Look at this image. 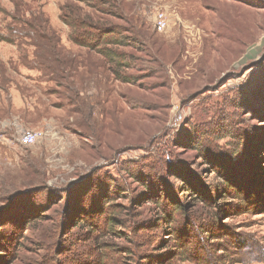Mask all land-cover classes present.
I'll return each mask as SVG.
<instances>
[{"label": "rangeland", "instance_id": "rangeland-1", "mask_svg": "<svg viewBox=\"0 0 264 264\" xmlns=\"http://www.w3.org/2000/svg\"><path fill=\"white\" fill-rule=\"evenodd\" d=\"M121 2L135 85L90 73L69 0H0V264H264V0ZM43 20L78 98L39 71Z\"/></svg>", "mask_w": 264, "mask_h": 264}, {"label": "trees", "instance_id": "trees-1", "mask_svg": "<svg viewBox=\"0 0 264 264\" xmlns=\"http://www.w3.org/2000/svg\"><path fill=\"white\" fill-rule=\"evenodd\" d=\"M60 15L69 28L68 41L90 57H97L96 69L90 68V73L103 75L112 82L136 84L128 74L138 68L139 55H149L145 49L148 41L145 20L141 14L125 13L121 0H69L60 8ZM43 21L40 31L48 38L47 45L56 57L53 64H38L39 71L59 88L69 89L73 96L70 94L68 98H78L83 88L77 89L69 78L83 61L78 65L73 57L62 55L60 38L48 21Z\"/></svg>", "mask_w": 264, "mask_h": 264}, {"label": "built area", "instance_id": "built-area-1", "mask_svg": "<svg viewBox=\"0 0 264 264\" xmlns=\"http://www.w3.org/2000/svg\"><path fill=\"white\" fill-rule=\"evenodd\" d=\"M167 19L164 13H158L154 18V30L156 33H163L167 28ZM39 139V134L33 131H27L21 133L18 141L19 146L23 148L30 147L34 145Z\"/></svg>", "mask_w": 264, "mask_h": 264}]
</instances>
